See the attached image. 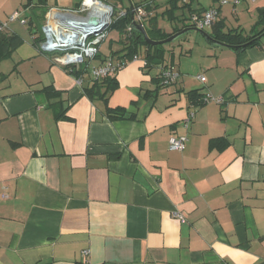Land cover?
Here are the masks:
<instances>
[{
  "label": "crops",
  "instance_id": "0c3cea01",
  "mask_svg": "<svg viewBox=\"0 0 264 264\" xmlns=\"http://www.w3.org/2000/svg\"><path fill=\"white\" fill-rule=\"evenodd\" d=\"M109 1L120 10L145 2ZM222 1L186 0V24L216 7L225 32L252 35L254 19L250 33L228 27ZM38 2L0 0V23L23 8L28 21L10 24L23 43L0 54V264H264V35L240 52L209 44L204 63L179 62L177 47L165 46L164 65L127 62L108 101H94L89 72L78 84L39 51ZM42 2L72 9L82 0ZM156 5L151 16L170 8ZM233 5L258 18L264 10V0ZM182 25L160 28L170 35ZM116 34L89 68L120 60ZM164 66L181 74L173 86H161ZM195 90L224 103L199 107ZM108 108L136 119H113ZM172 137L187 139L183 152L170 149Z\"/></svg>",
  "mask_w": 264,
  "mask_h": 264
},
{
  "label": "built area",
  "instance_id": "2783aa9c",
  "mask_svg": "<svg viewBox=\"0 0 264 264\" xmlns=\"http://www.w3.org/2000/svg\"><path fill=\"white\" fill-rule=\"evenodd\" d=\"M180 1L186 2V0ZM239 3L240 0H234L236 6ZM225 4L227 1H222V5ZM26 10L27 8L18 10L7 21L0 23V32L8 30L10 24L14 22H20L26 26L28 21L23 17ZM133 12L135 14L133 22L143 23L146 17L144 6L134 7ZM127 14L128 10H120L117 13V8L105 0H82L77 8L72 9L51 8L41 28L39 51L43 54H50L53 57V62L63 68L79 70L86 67V72L90 73L92 80L101 81L111 77L123 69L126 63L122 60H110L98 67L89 68L88 62L99 55L100 48L107 40L115 22L126 17ZM219 14V9L212 7L201 16H193L191 25L196 29L205 31L218 20ZM129 30H132V27H129ZM133 61H142L143 65H146L141 56H135ZM180 77L181 74L177 70L172 67H165L162 69L160 80L164 87H170L176 84ZM76 79L78 84L84 83L83 76ZM197 79L202 83L206 82L204 76H198ZM204 102L223 104L224 99L208 94L204 97ZM194 117V113L189 115L186 121L187 128ZM186 140L185 137L170 138V149L183 152ZM4 197L6 196L4 195ZM174 216L184 221L182 215L175 213ZM88 254L89 252H84V255L87 256Z\"/></svg>",
  "mask_w": 264,
  "mask_h": 264
},
{
  "label": "trees",
  "instance_id": "16d2710c",
  "mask_svg": "<svg viewBox=\"0 0 264 264\" xmlns=\"http://www.w3.org/2000/svg\"><path fill=\"white\" fill-rule=\"evenodd\" d=\"M156 1L157 0H145V2L138 4V6H144L146 10V17L144 18L143 24L145 25L146 31L150 39L154 41H161L185 29H188V33H190V31L194 29V26L191 24L189 25L188 23L186 24L187 20L183 18L185 16V10L190 8V6L180 0H169L170 8L163 12L164 16L165 15L169 16L171 20L177 19L179 23H183V25L181 27L175 28L173 34L170 35L166 34L158 24V18L160 14L151 16V12L154 10V8L158 7V5H156ZM107 2L111 4L109 0H107ZM180 3H182V5H180ZM30 5L31 2L27 4L26 7H29ZM138 6H134V7H138ZM36 7H40V9L42 10L41 18L42 17L46 18L48 11L51 9L50 8L49 10H47L45 3H43L42 0H39L37 6L35 5L31 9L34 10L36 9ZM133 8H129L126 17L117 20L111 29V31L114 30L117 31L122 38L121 41L124 47L120 52H118L121 54L119 57L120 60H122L124 63L132 62L135 56H139L141 49L145 48L146 56L143 59L146 62V65H143V68L151 69V68H156L160 65H164L166 59L165 46H158V47L149 46L146 43L145 38L141 33L135 31L133 28L132 30H129V27L133 26V20L135 16L133 12ZM180 11L181 14L179 13ZM200 15L201 13H198L197 15H192L191 17L200 16ZM262 25H264V10H261L259 20L253 28L252 35H245L242 31L237 29L229 30L225 32L223 30L224 29L223 23L215 22L213 26V32L212 34H210L211 38L208 39L207 42L211 45H215V41H219L230 45L231 49L234 51H238V52L244 51L248 47L258 45L259 38L264 35V26ZM261 26L262 29H259ZM36 31H38L39 33V28L37 25H36ZM2 37H4V39H2ZM22 43H23L22 38L17 34H11L9 29L5 30L4 32H0V54H3L5 57H9L11 53L15 49H17ZM39 43H40V38L37 39L36 45L38 46ZM166 67H170V66H166ZM163 68H165V66ZM64 69L70 75L76 78L84 76V74L87 73L86 67H83L79 70H70L69 68H64ZM92 82H93V86L91 88H86L85 92L88 95V97L94 101L95 100L108 101V98L112 94V92L119 87L118 81L116 80L115 77L112 76L105 78L101 81L93 80ZM161 86L164 87L162 83ZM188 96L189 99L195 102L199 107L206 104L204 102L205 95H200L197 90L190 91L188 93ZM107 113L113 119H124V120L136 119V114L128 112L125 108H116V109L108 108Z\"/></svg>",
  "mask_w": 264,
  "mask_h": 264
},
{
  "label": "rangeland",
  "instance_id": "374dc122",
  "mask_svg": "<svg viewBox=\"0 0 264 264\" xmlns=\"http://www.w3.org/2000/svg\"><path fill=\"white\" fill-rule=\"evenodd\" d=\"M126 1L130 2L129 0H126ZM228 1H229V4L226 7V14H225L223 20L226 21L228 27H237L239 25H242L247 29V31H248L247 33H250V29H251L250 25L253 24V19H254V21H256V23L258 22V20H259L258 16L255 14L251 16L250 13L247 12V10L245 8L243 9L242 7H239V6L236 8L237 9V11H236L237 13H236L234 5H233V0H228ZM233 8H234V11H233ZM118 11H120L119 8H117V13H118ZM163 12L159 15V18H158V24L160 25L161 28H164V29H167L168 31H170L171 30L170 28H172V26L174 27L175 25L181 24V23H179V21L177 19L171 20L169 18V16H166V15L164 16ZM40 13H42V11ZM178 16H179V14H178ZM36 25L38 26L39 33H40L42 25H43L42 18H39L36 20ZM262 26H264V25H262ZM262 26L259 29H262ZM207 31H210V30H207ZM116 32L117 31H115V30L110 31L107 40H109L110 38H113V39L116 38L117 39L118 34H116ZM187 38H189L188 41H186ZM180 44H182V46H179ZM165 46H176L177 47L176 58L179 60V62L183 58L184 60H182V63L184 62V64H191V63L185 62L186 60H189V58H191L190 55H192L193 59H195L199 63H204L203 59H205V61H207L209 59L208 55H210L212 52V49H211L212 47L206 41L205 37L203 35H201L199 32L186 33L180 39L176 40L173 43H169ZM191 49H194L193 54L189 53L188 55L183 54V56H181V54H180L181 50H184L183 53H185L186 51H189ZM224 50H230V49H224ZM139 56H141V55H139ZM132 62H134V61H132ZM180 65H181V63H180ZM192 69H195V67H192ZM193 74L194 73L191 72V75H193Z\"/></svg>",
  "mask_w": 264,
  "mask_h": 264
},
{
  "label": "water",
  "instance_id": "95a60500",
  "mask_svg": "<svg viewBox=\"0 0 264 264\" xmlns=\"http://www.w3.org/2000/svg\"><path fill=\"white\" fill-rule=\"evenodd\" d=\"M93 23H95V21H93ZM132 28L135 31L141 33L144 36L146 43L149 46H152V47L165 46V45H167L169 43H173L176 40L180 39L183 35L188 33V29H185L183 31H180V32L170 36L169 38H167L165 40L154 41V40L150 39V37L148 36V33L146 31V28H145V25L143 23L133 22ZM192 31L199 32L201 35H203L205 37L206 40L211 38L210 35L207 32H205V31H202V30H199V29H196V28H194ZM2 39H4V37H2ZM215 44L218 45V46H225L227 48H231L230 45L222 43V42H219V41H215Z\"/></svg>",
  "mask_w": 264,
  "mask_h": 264
}]
</instances>
